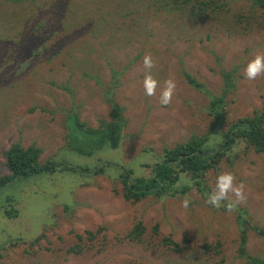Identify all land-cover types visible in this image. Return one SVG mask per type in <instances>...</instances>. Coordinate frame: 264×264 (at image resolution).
Returning <instances> with one entry per match:
<instances>
[{"label":"rangeland","instance_id":"1","mask_svg":"<svg viewBox=\"0 0 264 264\" xmlns=\"http://www.w3.org/2000/svg\"><path fill=\"white\" fill-rule=\"evenodd\" d=\"M165 2L0 0V177L9 174L2 152L12 144L39 149L40 163H112L149 177L165 149L199 136L208 146L219 141L225 126L213 122L208 103L224 92V125L264 115V74L251 81L244 75L248 62L264 55V14L247 0H228L211 18ZM64 14L71 16L65 22ZM145 55L154 62L150 70ZM149 71L158 82L154 96L143 87ZM168 79L176 89L165 106ZM109 97L122 109L121 132L90 158L67 152V119L93 129L108 123ZM222 172L245 186L246 200L233 212L206 203ZM204 183L203 193L192 186L174 198L138 202L123 199L114 166L98 176L57 173L10 184L0 189V264H248L238 218L246 252L264 260V239L250 227L264 228V155L236 147ZM138 222L143 236L128 240ZM166 237L181 250L166 248Z\"/></svg>","mask_w":264,"mask_h":264},{"label":"trees","instance_id":"2","mask_svg":"<svg viewBox=\"0 0 264 264\" xmlns=\"http://www.w3.org/2000/svg\"><path fill=\"white\" fill-rule=\"evenodd\" d=\"M12 3H19L31 0H5ZM165 2V0H158ZM173 6L183 7L187 14L211 18L222 12V8L228 6V0H166ZM251 9H256L264 14V0H247ZM168 2L166 5H168ZM213 15V16H211ZM211 16V17H210ZM69 18L64 14L62 19ZM186 80L194 87L200 89L189 74H184ZM227 81V78H224ZM225 92L217 99L211 100L208 105V112L213 117V122L224 127L220 131L219 141L208 146V138L205 136L193 137L189 141L179 144L172 149H165L161 161L151 168L149 177H133L134 172L117 164L107 163L99 166H77L63 162L48 160L40 163V150L31 146L23 148L20 144H12L3 151L5 159L4 166L8 175L0 177V189L10 184H16L26 180L28 177L37 175L51 176L57 173L78 174L79 176L103 175L106 168L114 166L119 170V179L123 187V199L125 201L138 202L150 196L171 197L183 195L192 186L198 188L200 192L205 191L204 178L207 173L217 167L220 161L226 157L229 160L230 154L237 147H243L255 154L264 155V115L255 114L238 118L231 123L224 125L226 114L222 104ZM112 110L111 120L108 123H101L96 129L86 127L80 123L76 116H70L67 123V152H72L81 157L90 158L94 153L102 150L108 143L117 136L123 128L122 109L112 102L109 97ZM13 184V185H14ZM8 213V212H7ZM240 229V254L244 256L248 264H264L262 258L249 255L246 252L245 244L247 232L244 227V220L238 218ZM251 230L264 239V228L250 226ZM157 228H155L156 230ZM145 230L141 222H138L127 234L128 240L140 239ZM88 240L93 241L94 235L87 232ZM77 239L81 240L80 236ZM162 244L175 252L181 250L178 243L170 237L162 240ZM204 250L208 248L203 245ZM73 251H81L79 245L72 248Z\"/></svg>","mask_w":264,"mask_h":264},{"label":"clouds","instance_id":"3","mask_svg":"<svg viewBox=\"0 0 264 264\" xmlns=\"http://www.w3.org/2000/svg\"><path fill=\"white\" fill-rule=\"evenodd\" d=\"M143 65L145 69H152L154 62L150 55H145L143 58ZM264 74V55L257 54L252 60L248 62L245 67L244 75L247 80H256ZM160 94V103L168 105L174 95L176 89V82L173 79H168ZM157 80L151 75L150 71L145 74L143 87L145 95L154 96L156 94ZM236 177L231 172H222L216 178L215 190L208 195L206 203L211 204L215 208L226 207L229 212L237 209V206L246 200L244 195L243 183H235ZM231 194V195H230ZM235 197V199H232ZM227 202V203H224ZM189 199L185 198L181 201V206L187 209Z\"/></svg>","mask_w":264,"mask_h":264}]
</instances>
